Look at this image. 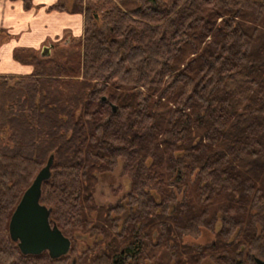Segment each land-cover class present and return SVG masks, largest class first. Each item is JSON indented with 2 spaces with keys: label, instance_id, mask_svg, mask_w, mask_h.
<instances>
[{
  "label": "trees",
  "instance_id": "16d2710c",
  "mask_svg": "<svg viewBox=\"0 0 264 264\" xmlns=\"http://www.w3.org/2000/svg\"><path fill=\"white\" fill-rule=\"evenodd\" d=\"M49 10L82 15L83 34L50 57L15 52L32 75L0 77V264L264 262V2ZM50 155L40 204L71 242L55 260L23 256L8 235ZM118 165L127 193L96 205L97 176ZM203 230L213 243L181 244Z\"/></svg>",
  "mask_w": 264,
  "mask_h": 264
},
{
  "label": "crops",
  "instance_id": "0c3cea01",
  "mask_svg": "<svg viewBox=\"0 0 264 264\" xmlns=\"http://www.w3.org/2000/svg\"><path fill=\"white\" fill-rule=\"evenodd\" d=\"M73 3L74 0H32L31 8L25 9L20 0H0V77L32 75L30 65L14 58L17 51H31L46 58L54 51L53 48L46 56L44 48L49 45L67 44L71 39L82 37V15L49 10L56 5L69 10ZM64 37L68 40H62Z\"/></svg>",
  "mask_w": 264,
  "mask_h": 264
},
{
  "label": "water",
  "instance_id": "95a60500",
  "mask_svg": "<svg viewBox=\"0 0 264 264\" xmlns=\"http://www.w3.org/2000/svg\"><path fill=\"white\" fill-rule=\"evenodd\" d=\"M53 48V45L44 48L46 56ZM102 101L105 102V98ZM110 108L114 114L115 106L110 105ZM53 160V156L50 155L45 166L23 193L9 220V239L17 245L23 256H37L46 252L55 260L66 256L70 251V240L50 224L51 209L40 204L41 186L51 177ZM254 261L255 264H264L258 259Z\"/></svg>",
  "mask_w": 264,
  "mask_h": 264
},
{
  "label": "rangeland",
  "instance_id": "374dc122",
  "mask_svg": "<svg viewBox=\"0 0 264 264\" xmlns=\"http://www.w3.org/2000/svg\"><path fill=\"white\" fill-rule=\"evenodd\" d=\"M254 1L263 2L264 0H254ZM133 7H134L133 5H126L123 6V9L129 10L130 8ZM62 40L67 41L68 38L64 37L62 38ZM62 45H63L62 42H60L59 47H61ZM53 54L54 53H52L51 56ZM38 58L41 59L40 57ZM127 191H128V180L125 176L122 175L121 167L120 165H118L112 172L99 174L97 176V185L95 186L94 194H93L94 202L96 205L99 206H104V207L111 206L116 204L117 202L122 201V198L127 193ZM126 215L127 212L116 217L119 220L120 224L124 221ZM214 239H215V232H209L203 230L198 240L184 238L181 244L207 246L213 243ZM82 244H83L82 242L79 243L80 246H82ZM201 264H211V260L209 258H205Z\"/></svg>",
  "mask_w": 264,
  "mask_h": 264
}]
</instances>
